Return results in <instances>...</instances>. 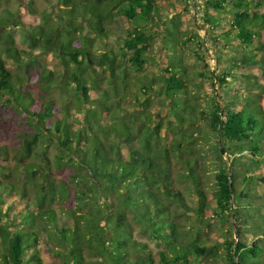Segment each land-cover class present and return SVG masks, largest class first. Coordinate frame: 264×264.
Instances as JSON below:
<instances>
[{
  "label": "trees",
  "instance_id": "16d2710c",
  "mask_svg": "<svg viewBox=\"0 0 264 264\" xmlns=\"http://www.w3.org/2000/svg\"><path fill=\"white\" fill-rule=\"evenodd\" d=\"M61 3V24L46 11L40 24H25L12 10L0 14L1 116L17 123L12 134L0 126V137L15 139V172L9 170L5 179L22 177L38 207L34 212L13 202L5 213L0 210V264H199L207 253L201 236L178 222V209L194 213L202 224L207 214L198 171L204 154L190 131L198 115L216 139L218 215L225 222L235 216L238 224L239 238L232 225L224 239L225 260L264 264V86L252 73L255 67L264 70V13L259 12L264 0L200 3L217 55L214 69L198 32L183 28L182 20L165 19L173 0ZM121 20L136 27L126 39H112ZM22 26L28 50L16 44L14 30ZM155 42L171 52L169 66L150 83L129 81L124 65L143 72ZM190 43L197 46V74H188L182 59ZM228 52L234 54L225 58ZM191 76L219 85L209 110L193 95ZM57 89L73 93L77 114L58 105ZM116 102H136V108L120 115L111 106ZM163 130L172 137L169 144L162 143ZM222 150L233 157L230 162ZM174 158L186 168L179 180L173 178ZM66 170L67 180L53 177ZM183 182L194 187L197 208L175 189ZM1 186L17 191L6 180ZM50 198L63 205L52 208ZM131 220L160 241L156 254L134 238ZM41 232L48 237L45 245ZM248 235L250 243L244 241ZM50 244L53 254L44 252Z\"/></svg>",
  "mask_w": 264,
  "mask_h": 264
},
{
  "label": "rangeland",
  "instance_id": "374dc122",
  "mask_svg": "<svg viewBox=\"0 0 264 264\" xmlns=\"http://www.w3.org/2000/svg\"><path fill=\"white\" fill-rule=\"evenodd\" d=\"M175 7L171 6V11L169 15L165 16V19H174L182 20L183 28H187L190 30H196L208 49L207 57L209 59V65L212 69H214V65L216 64L215 60L217 55L215 54L214 48L210 42L211 30L210 26L206 24L204 19L202 18L204 14V8L200 5V3H204V0H173ZM200 5V6H199ZM64 6L61 3V0H0V14H3L4 10H12L19 19L23 18L25 24L32 23L40 24L42 22L41 15L44 12H48L52 15V20L57 23H62L60 16H62ZM30 10H35L36 15H30ZM260 13H264V7L260 8ZM35 19V20H34ZM142 24V23H141ZM136 24L134 22H129L125 20H121L117 24H115V34L112 39H116L118 36H123L124 39L127 38L128 33H130L133 29H135ZM30 27H26L29 29ZM162 31V29L160 30ZM14 35L16 38V44L18 48L27 49V43H24L22 39L25 36V32L22 27H18L14 30ZM92 36V35H91ZM261 41L264 44V30L262 31ZM193 46V47H192ZM193 49H197V46L192 45L183 47V55L182 59L184 64L187 67L188 74H197L201 67L197 64V57L194 56ZM36 54H39L36 51ZM234 52H228L224 54L225 58L232 56ZM171 52L165 51L161 49L159 42H155L153 48L146 53L148 63L141 73H136L135 69H133L129 65H124V68L127 70V74L129 77V81H137L138 79H142L147 83L151 82V79L160 73L161 70H164L169 66L170 63H167V60L170 57ZM37 56V55H36ZM11 66V64H9ZM252 73L256 76V81L264 86V70L259 67H255L252 70ZM194 81V85L191 87V91L193 95H197L199 97V105L203 109L209 110V107L212 102V98H215L219 90V85L216 84L215 88L212 86L210 80L202 81L196 76H191ZM215 89V90H214ZM231 93V92H228ZM264 96V92L262 93ZM55 98L60 107L63 105H68L71 112L77 114L76 108L73 110L74 102H76V98L73 96V93L64 90H56L54 92ZM145 96L141 94V100H143ZM114 108H119L120 115L126 114L127 112H134L136 102H120V105L117 102L111 104ZM264 106V100H263ZM173 120V118H171ZM197 123L194 127L190 129L192 131V135L194 138L198 140L197 149L199 152L203 153L204 158H200V166L198 167V171L201 173L203 177V191L206 194V203H207V214L204 216L203 224L200 223L195 214L185 209H178L179 217L178 222L182 228L187 230H194L199 232L201 238V246L206 248L207 253L200 259L199 264H230L228 260H225L226 256V247L223 245L224 239L227 234L229 235L230 231L233 227V236L237 240L239 235H237V221L235 218L228 219L226 222L222 221L217 211V203L215 198L216 184H215V176L217 173V163L215 162L213 147L215 145L216 139L213 135L212 130L209 128V123L200 118V115L196 117ZM11 122V123H10ZM17 123L14 121H9L7 117L1 116V105H0V126L9 130V134L15 132V128ZM4 133V132H3ZM162 143L169 144L172 137L168 133L167 130H163L161 133ZM15 139L13 137H6L3 135L0 137V180H6L9 184H14L17 187V191H10V189L0 187V210L2 213H5L8 206H10L13 202H17L20 207H24L25 209L31 208L34 212L38 211V207L36 204V196L34 190L30 186H24L22 184V177L13 176L12 179H5V175L9 173V170H13L16 166L15 153L13 152V143ZM195 153V152H194ZM57 154V150L54 146L50 152V156L53 158ZM244 155V154H243ZM249 157V154H245ZM244 155V158L246 156ZM196 156V153L193 155ZM227 163L233 159V157H228L227 154H224ZM237 156V155H236ZM250 163V161H249ZM173 178L175 180L182 179V174H185V167L181 162H179L176 158L173 159V164L171 165ZM69 176V171L66 170L60 176H53L63 178L67 180ZM176 190L182 191L186 197L187 203L191 208H197L199 206L197 199H195V195L193 193L194 187L189 182L183 183H175L174 185ZM9 188V185H8ZM25 191V197H21V194ZM49 205L52 208L63 205V202L55 200L54 198H50L48 200ZM175 209V207H174ZM131 219V215H129ZM133 226V234L136 240L146 242L150 248L153 250V253L156 254L160 250V241L155 239L152 234L148 231L142 230L144 227L142 223H137L134 220H131ZM40 243L45 245L48 243L47 234L44 232L40 233ZM244 241L250 243L253 241V237L248 235L244 238ZM58 248H56L57 250ZM53 250L55 247L53 244H50L49 248H45L44 252H50L53 254ZM64 250V249H63ZM212 252L218 254L215 257H211L210 254Z\"/></svg>",
  "mask_w": 264,
  "mask_h": 264
},
{
  "label": "water",
  "instance_id": "95a60500",
  "mask_svg": "<svg viewBox=\"0 0 264 264\" xmlns=\"http://www.w3.org/2000/svg\"><path fill=\"white\" fill-rule=\"evenodd\" d=\"M222 113H223V108H222ZM222 154L223 155L226 154V151L225 150H222ZM234 218H235V216H234Z\"/></svg>",
  "mask_w": 264,
  "mask_h": 264
}]
</instances>
